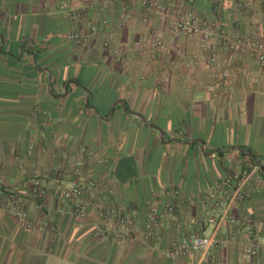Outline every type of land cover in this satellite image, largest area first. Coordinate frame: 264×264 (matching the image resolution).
<instances>
[{
  "label": "crops",
  "instance_id": "obj_1",
  "mask_svg": "<svg viewBox=\"0 0 264 264\" xmlns=\"http://www.w3.org/2000/svg\"><path fill=\"white\" fill-rule=\"evenodd\" d=\"M100 2L0 0V180L35 225L22 228L0 193V264H264L263 250L247 257L242 246L249 232L264 238V191L231 210L206 259L167 255L184 233L213 232L210 193L226 175L247 158L264 171V66L217 49L218 61L240 72L223 89L205 65L181 66L197 43L172 35L168 20L132 5L121 24L119 6ZM185 2L182 12L229 37L255 25L264 31V0ZM74 31H92L88 47L67 40ZM152 33L169 48L163 93L156 92L159 62L136 48ZM36 177L48 189L40 199L31 194ZM76 178L101 185L133 212L131 232L98 217L87 195L55 199L50 189ZM166 189L180 193L174 212L148 234L150 208L164 207Z\"/></svg>",
  "mask_w": 264,
  "mask_h": 264
},
{
  "label": "built area",
  "instance_id": "obj_2",
  "mask_svg": "<svg viewBox=\"0 0 264 264\" xmlns=\"http://www.w3.org/2000/svg\"><path fill=\"white\" fill-rule=\"evenodd\" d=\"M173 7L167 8L150 0H101L100 6L111 10L114 5L119 6L121 11V24L129 19L128 9L132 5L144 7L164 20L169 21V29L172 35L182 36L191 39L197 43V49L192 53L191 57L181 61L183 68L205 65L212 76L216 85L223 89H228L236 84L240 79V72L232 67H227L218 61L216 56L217 49H224L229 53H238L242 56L253 58L259 66H264V31L260 26L255 25L248 33H236L233 37L215 27V23L198 18L195 14H186L182 12L181 7L187 6L186 0H172ZM237 7L243 9L244 5L238 2ZM81 19L90 25L87 14L83 13ZM102 25H106L107 21L102 20ZM92 28V25H90ZM92 31H74L67 35V40L74 45L86 48L92 41ZM143 53L150 58L159 62V71L164 75L155 78L156 92L163 93L166 90V84L170 82L168 67L163 64V58L169 53V48L157 33H152L151 38L147 42L136 44ZM133 52L129 53V57ZM59 136L57 139H60ZM80 153L89 159H95L94 153L81 149ZM101 163V160H97ZM69 187L53 186L50 190L59 202H65L73 198L79 199L83 195H87L92 200V206L96 208L98 217L105 222H110L115 218L120 228L128 234L134 226V213L125 214L122 206L118 203V199L111 195L110 191L101 190V185L93 181H85L81 178L72 180ZM47 187L39 178L32 179L31 194L37 198L43 197L47 192ZM264 191V173L259 163L245 164L242 167L233 170L226 175L221 183L210 193L215 201L212 208L207 211L206 219L213 226V232L210 235H197L189 232L184 233L167 252L168 257L196 255L199 260H204L216 244V234L221 228L224 221L229 219L230 212L234 207L245 202ZM0 193L7 194L10 200V208L14 215L20 220V225L24 229H34L35 225L26 219V215L18 209V201L16 193L10 191L9 188L0 180ZM177 189H166L163 195L167 199L166 204L161 210L155 206L150 208V214L146 225L148 234H151L156 228L160 220L169 216L174 212V199L179 196ZM80 203H75L74 207L79 208ZM44 225L43 222L39 223ZM102 233V230L99 231ZM250 236L243 242V252L247 257L257 255L259 250L264 251V238L257 234L249 232Z\"/></svg>",
  "mask_w": 264,
  "mask_h": 264
},
{
  "label": "trees",
  "instance_id": "obj_3",
  "mask_svg": "<svg viewBox=\"0 0 264 264\" xmlns=\"http://www.w3.org/2000/svg\"><path fill=\"white\" fill-rule=\"evenodd\" d=\"M248 164H252L255 163V161L253 159L247 158ZM262 172L264 173V171L262 170Z\"/></svg>",
  "mask_w": 264,
  "mask_h": 264
},
{
  "label": "water",
  "instance_id": "obj_4",
  "mask_svg": "<svg viewBox=\"0 0 264 264\" xmlns=\"http://www.w3.org/2000/svg\"><path fill=\"white\" fill-rule=\"evenodd\" d=\"M261 168V167H260Z\"/></svg>",
  "mask_w": 264,
  "mask_h": 264
}]
</instances>
